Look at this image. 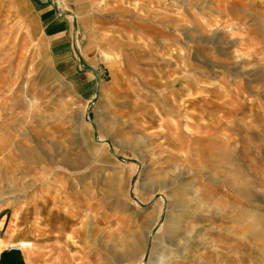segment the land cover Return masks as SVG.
I'll list each match as a JSON object with an SVG mask.
<instances>
[{"label": "rangeland", "instance_id": "obj_1", "mask_svg": "<svg viewBox=\"0 0 264 264\" xmlns=\"http://www.w3.org/2000/svg\"><path fill=\"white\" fill-rule=\"evenodd\" d=\"M0 209L27 264H264V0H0Z\"/></svg>", "mask_w": 264, "mask_h": 264}, {"label": "crops", "instance_id": "obj_2", "mask_svg": "<svg viewBox=\"0 0 264 264\" xmlns=\"http://www.w3.org/2000/svg\"><path fill=\"white\" fill-rule=\"evenodd\" d=\"M0 209V264H27L25 252L13 249L22 239L21 235L13 234L10 229L12 216Z\"/></svg>", "mask_w": 264, "mask_h": 264}, {"label": "bare ground", "instance_id": "obj_3", "mask_svg": "<svg viewBox=\"0 0 264 264\" xmlns=\"http://www.w3.org/2000/svg\"><path fill=\"white\" fill-rule=\"evenodd\" d=\"M66 166H68L69 167V165H66ZM117 169L118 168H116V169H114V170H116L117 171ZM115 171V172H116ZM114 175L115 174H117V177H118V179H119V177H121L123 174H124V172L122 171V169L121 170H118L116 173H113ZM148 239H149V241L151 240V233H149L148 234ZM26 242H28V241H22V242H20V243H26ZM32 243V246H33V242H31ZM17 249L18 250H21L22 249V247H20V246H17ZM158 260V259H157ZM167 259L166 258H163V259H161L159 262L158 261H155V264H167Z\"/></svg>", "mask_w": 264, "mask_h": 264}, {"label": "built area", "instance_id": "obj_4", "mask_svg": "<svg viewBox=\"0 0 264 264\" xmlns=\"http://www.w3.org/2000/svg\"><path fill=\"white\" fill-rule=\"evenodd\" d=\"M17 246H20L23 248H30L32 247V243L31 242H26V243H19ZM17 246H12L13 249H17Z\"/></svg>", "mask_w": 264, "mask_h": 264}]
</instances>
